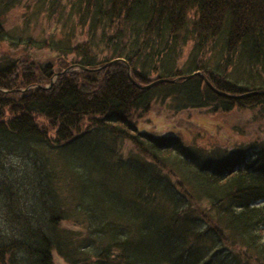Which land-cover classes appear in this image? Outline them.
<instances>
[{"label":"trees","instance_id":"obj_1","mask_svg":"<svg viewBox=\"0 0 264 264\" xmlns=\"http://www.w3.org/2000/svg\"><path fill=\"white\" fill-rule=\"evenodd\" d=\"M24 1L0 0V38ZM30 3L60 28L28 41L59 56L0 61V264H264V136L205 148L137 126L160 95L263 122L264 0Z\"/></svg>","mask_w":264,"mask_h":264},{"label":"rangeland","instance_id":"obj_2","mask_svg":"<svg viewBox=\"0 0 264 264\" xmlns=\"http://www.w3.org/2000/svg\"><path fill=\"white\" fill-rule=\"evenodd\" d=\"M4 28L9 33V36L4 39L0 38V61L12 58L19 61H33L42 65L48 62H55L59 56L56 51L48 47L40 48L32 44V40L28 41L29 36H32L34 39H42L55 34L60 28V23L56 16L46 18L38 15L30 0H25L21 6L10 10L6 14ZM81 38H83V41L85 39L84 35ZM190 44L191 42H189L185 49L184 59L188 56ZM105 54L100 53V56L103 58ZM66 59L74 63L72 61L78 60L79 57L70 54ZM184 59H181L178 64L182 69L184 68V63H182ZM70 67L71 65L64 69V71L70 70ZM262 74H264V71H262ZM153 77L155 76L153 75ZM168 100L169 98L164 99L160 95L151 101V109L137 123L141 131H154L162 134L169 132L179 133L188 143H196L205 148L214 144L227 145L229 148H233L234 145L246 139H252V137L263 138L264 136V121L261 122L262 120L260 119L256 120L253 112L250 110L238 109L230 113H211L207 108L176 110L170 106V101ZM38 120L50 128L48 121L44 118L40 117ZM87 122L86 120L85 126ZM235 123L246 125L248 133L237 131L236 127H233ZM52 133H54V130H52ZM118 148V153L113 156L118 159L121 158L124 161L130 160L131 156H134L136 153L133 145L128 142H125ZM13 161L17 174L20 175L21 180H25L29 176L30 165L24 159L13 158ZM95 176L103 177L102 175ZM64 179L67 180L66 178ZM62 187H67V183H64ZM19 191L24 193V188H20ZM68 197L70 198V192L68 193ZM22 199H26L25 194L22 195ZM53 254L54 264H69L55 250Z\"/></svg>","mask_w":264,"mask_h":264},{"label":"water","instance_id":"obj_3","mask_svg":"<svg viewBox=\"0 0 264 264\" xmlns=\"http://www.w3.org/2000/svg\"><path fill=\"white\" fill-rule=\"evenodd\" d=\"M116 61H123V59H119V58H117V59H114V60L108 62L107 64H112V63H114V62H116ZM107 64H106V65H107ZM74 67H79V68H83V69H90V70L92 69V68H88V67H86V66H82V65H71V67H70L69 69H73ZM195 74H199L200 76H202L203 79L205 80V82H206L211 88H213L215 91H217L218 93H220V94H224V95H228V94H226V93H224V92H221V91L217 90V89L213 86V84L208 80V78L205 76V74H203L202 72H196ZM193 75H194V74L187 75V76H183L182 78H190V77L193 76ZM165 81H175V80H170V79H167V78L156 79V80H154L151 84H149V85H147V86H144V88H150L151 86H153V85H155V84H157V83H159V82H165ZM251 93H255V91L247 92V93H245V94L237 95V96H235V97H240V96H243V95H249V94H251Z\"/></svg>","mask_w":264,"mask_h":264}]
</instances>
